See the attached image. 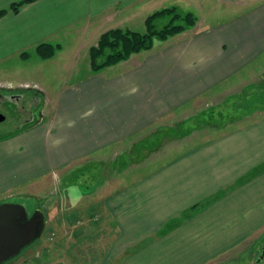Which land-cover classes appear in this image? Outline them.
Listing matches in <instances>:
<instances>
[{"label": "crops", "instance_id": "1", "mask_svg": "<svg viewBox=\"0 0 264 264\" xmlns=\"http://www.w3.org/2000/svg\"><path fill=\"white\" fill-rule=\"evenodd\" d=\"M15 1L22 0H0V10ZM189 1L36 0L6 13L0 18V63L17 54L26 60L29 48L37 54L36 47L48 42L61 48L51 58L41 57L43 62L57 67L65 60L71 67L54 98L44 102L42 118L10 138L13 144L21 145L19 150L22 144L29 146L37 166L68 168L127 139L135 141L164 119L264 74V0H220L238 7L216 20L210 19L213 6L204 8L199 0L193 7L199 14L183 6ZM172 5L196 12V25L155 39L151 49L128 60L100 72L89 65L81 75L80 50L71 58L62 55L63 37L70 39L73 31L91 27L97 32L102 24L115 23L145 32L146 17ZM129 177L123 178L126 186H116L101 200L93 192L84 194L90 203L102 202L103 209L84 213L88 226L74 234L78 250L85 245L92 264H206L224 253L226 240L234 242L264 227V115L175 156L138 181ZM111 180L106 177L104 184ZM209 197L214 198L208 209L188 215L185 223L174 219ZM98 212L103 221L94 224ZM65 219L59 214L54 220Z\"/></svg>", "mask_w": 264, "mask_h": 264}, {"label": "rangeland", "instance_id": "2", "mask_svg": "<svg viewBox=\"0 0 264 264\" xmlns=\"http://www.w3.org/2000/svg\"><path fill=\"white\" fill-rule=\"evenodd\" d=\"M197 1L183 3V6H192L190 10H195L194 5L200 3ZM204 4V8L214 7L215 11L210 16L212 20L223 18L238 7L227 6L220 0H204ZM115 28L133 30L109 23L99 26L97 32L91 27L80 29L81 32L77 34L73 31L69 35L70 39L63 37L62 55L71 58L80 50L77 59L80 65L77 69L81 71V75H85L91 65L92 46L97 45L104 32ZM28 53L29 58L26 60L17 54L14 58L0 63V94H23L24 97L17 105L11 100L0 105V203L25 204L30 214L35 208H41L46 214L47 227L35 243L26 247L22 254L7 264H44V261L50 264H92L85 245L84 251L78 250L79 243H76L74 234L76 229L88 226L84 213L91 212V207L92 210L100 212L103 204L96 200L90 203L84 194L93 192V198L101 200L105 193L115 190L116 186H126L124 177L130 176L129 179L138 181L173 162L175 156L191 153L210 141L220 140L264 115V74L258 72L248 81L229 87L226 94L197 103L195 108L185 109L164 119L153 126L149 133L136 136L135 141L127 139L113 149H105L101 154L77 161L68 168L52 169L40 164L37 166L32 162L34 152H31L29 146L22 144L19 150L21 145L13 144V139L10 138L28 131L37 119L42 118L44 102L48 100V96L54 98L62 81L68 77V69L71 67L65 64V60L58 61L57 67L56 62H43L34 48H29ZM45 90L47 95L43 92ZM254 95L262 102L255 103ZM29 135L30 133L26 134V137ZM14 154L23 159L24 164L21 161L17 163ZM8 162H11V166ZM106 177L112 179L111 184H104ZM211 198L214 197L193 202L184 211L186 217L181 218V213H178L174 219L185 223L188 215L208 209L211 204L199 211L195 207ZM99 212L92 223L103 221V215ZM59 214L66 215V219L55 221ZM263 228L234 242L226 240L224 246L227 248L224 253L210 258L206 264H264V236L261 234Z\"/></svg>", "mask_w": 264, "mask_h": 264}, {"label": "trees", "instance_id": "3", "mask_svg": "<svg viewBox=\"0 0 264 264\" xmlns=\"http://www.w3.org/2000/svg\"><path fill=\"white\" fill-rule=\"evenodd\" d=\"M33 1L36 0L15 1L9 8L0 10V18L9 11L18 12L24 4ZM197 21V16L193 11L187 12L172 5L147 16L145 32L123 28L110 29L102 34L97 45L92 46L90 50L91 68L95 72H100L101 69L111 66V64L128 60L135 52L151 49L155 39L165 40L170 36L180 34L191 29ZM60 48V44L42 42L36 47V50L40 58L47 59L51 58ZM254 98L256 99L255 103L262 102L255 95ZM212 201L213 198L203 203L200 202L201 204L199 203L195 209L198 211L204 209Z\"/></svg>", "mask_w": 264, "mask_h": 264}, {"label": "water", "instance_id": "4", "mask_svg": "<svg viewBox=\"0 0 264 264\" xmlns=\"http://www.w3.org/2000/svg\"><path fill=\"white\" fill-rule=\"evenodd\" d=\"M46 227V214L41 208L30 214L25 204L0 203V264H6L35 243Z\"/></svg>", "mask_w": 264, "mask_h": 264}, {"label": "flooded vegetation", "instance_id": "5", "mask_svg": "<svg viewBox=\"0 0 264 264\" xmlns=\"http://www.w3.org/2000/svg\"><path fill=\"white\" fill-rule=\"evenodd\" d=\"M32 98H35L37 100H39V98L35 97V96H31ZM24 98L23 94H19V96L14 95V94H0V105H2L3 103H6L7 101L10 102V100L12 102L15 103V105H17L20 102V99ZM30 121V120H29Z\"/></svg>", "mask_w": 264, "mask_h": 264}]
</instances>
